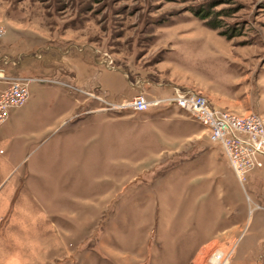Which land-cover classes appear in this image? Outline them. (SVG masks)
Listing matches in <instances>:
<instances>
[{
    "label": "rangeland",
    "instance_id": "1",
    "mask_svg": "<svg viewBox=\"0 0 264 264\" xmlns=\"http://www.w3.org/2000/svg\"><path fill=\"white\" fill-rule=\"evenodd\" d=\"M0 25L33 79L0 125V264H264V157L241 185L187 113L102 102L264 115V0H0Z\"/></svg>",
    "mask_w": 264,
    "mask_h": 264
},
{
    "label": "built area",
    "instance_id": "2",
    "mask_svg": "<svg viewBox=\"0 0 264 264\" xmlns=\"http://www.w3.org/2000/svg\"><path fill=\"white\" fill-rule=\"evenodd\" d=\"M4 33L0 25V37ZM32 81L33 79L29 78L6 76L5 69L0 67V125L6 121L11 109L21 108L25 104L28 87ZM83 93L97 97L92 93L85 91ZM102 102L106 105V110L145 112L151 107L167 104L187 113L204 128L212 143H218L222 147L228 166L241 185L247 174L262 167L259 159L264 157V115L262 114L253 112L238 114L231 110L216 108L206 97L192 92L178 93L169 98L153 101H148L139 95L119 102L104 100ZM226 262L227 256L218 261L219 264Z\"/></svg>",
    "mask_w": 264,
    "mask_h": 264
},
{
    "label": "crops",
    "instance_id": "3",
    "mask_svg": "<svg viewBox=\"0 0 264 264\" xmlns=\"http://www.w3.org/2000/svg\"><path fill=\"white\" fill-rule=\"evenodd\" d=\"M8 64V63H7ZM5 74H6V71H5ZM6 76H9V75H7L6 74ZM91 93V92H90ZM93 94V93H92ZM134 95H132L130 98H132ZM135 97V96H134ZM130 98H127V97H124L123 95H118V102L119 101H121V100H124V99H130ZM176 108V107H174V106H172V105H167V108ZM14 109H11L10 111H9V114H8V122H7V126L8 127H14V125H17L18 123H19V119H20V117H21V114L20 113H18V112H14L13 111ZM13 111V112H12ZM146 112V111H145ZM135 113H143V112H135ZM256 208H258L259 209V207H257V205H256ZM261 209V208H260ZM242 234L243 233H241V236H242ZM241 238V237H240ZM239 238V239H240ZM239 241V240H238ZM238 243V242H237ZM237 245V244H236ZM235 249H236V246H235V248H234V250H233V252L231 253L232 254V256H233V254H234V252H235ZM262 258H264V257H262Z\"/></svg>",
    "mask_w": 264,
    "mask_h": 264
},
{
    "label": "trees",
    "instance_id": "4",
    "mask_svg": "<svg viewBox=\"0 0 264 264\" xmlns=\"http://www.w3.org/2000/svg\"><path fill=\"white\" fill-rule=\"evenodd\" d=\"M209 27L212 28V29H217L218 27H220V25L216 24V23H211V24H209Z\"/></svg>",
    "mask_w": 264,
    "mask_h": 264
}]
</instances>
